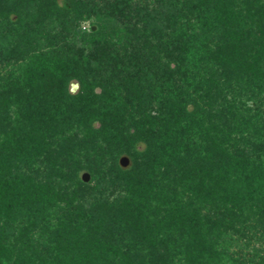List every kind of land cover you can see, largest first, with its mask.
Masks as SVG:
<instances>
[{"label":"trees","instance_id":"16d2710c","mask_svg":"<svg viewBox=\"0 0 264 264\" xmlns=\"http://www.w3.org/2000/svg\"><path fill=\"white\" fill-rule=\"evenodd\" d=\"M133 1L121 0L113 19L128 8L141 35L136 26L113 31L131 48L109 66H91L92 54L110 51L97 22L88 32L94 53H41L24 82L0 89V264H218L226 258L220 241L244 242L232 264H264L258 249L241 252L264 239V0ZM26 9L41 27L65 21L78 3L0 0L18 37L0 61L23 60L33 40L21 26ZM179 21L182 42L174 40ZM159 52L181 89L148 69L147 55ZM152 92L165 97L147 117ZM104 176L126 187L121 202H88ZM169 182H179L180 198L165 192ZM152 187L169 206L158 234Z\"/></svg>","mask_w":264,"mask_h":264},{"label":"rangeland","instance_id":"374dc122","mask_svg":"<svg viewBox=\"0 0 264 264\" xmlns=\"http://www.w3.org/2000/svg\"><path fill=\"white\" fill-rule=\"evenodd\" d=\"M121 0H108V1H102V0H77L78 3V11L73 13L71 16H69L65 21L62 20H54L52 23H44L41 27H38V25H35L34 21H31V13L32 11H27V13L22 14V21L21 24L22 29H28L33 33V40L32 42L28 43V48L25 47L24 50V58L23 60L19 58V60H16V57L14 56H8L6 60L0 61V89L6 88L9 85L17 84L18 82H24L25 76L27 73V69L29 67V64H32L37 60V55L41 53H48L51 52L58 54V57L70 55V54H76L78 49L85 50V53L92 54L94 53L93 48L95 47L93 44L91 45L90 42H88V32L91 27V24L93 23H100L102 27V34L103 38H99L102 42L101 45L106 47V50H110L108 52H104V57L97 59V55L92 54V60L91 66L98 65L100 62L101 65L105 64L109 66L111 64L110 61H114V58L111 56H114L115 54H122L128 53L130 51V46H125L124 42L121 43L117 41L118 36L121 35V32L113 33V31L118 30L120 28H124L125 25L129 27L136 26L139 29L138 35H141V29L143 28V23L140 19L136 18L135 14L132 12L127 13L128 8H125L124 17H117V22L114 21V17L117 16L118 12H116V8L121 5ZM144 0H134L131 5L140 6L143 5ZM130 8V7H129ZM80 13L85 15V19L80 17ZM127 15V16H126ZM107 16V17H106ZM133 17V18H132ZM123 25V26H122ZM185 26V25H184ZM183 24L181 21L174 23V28L178 30V32L175 34V39L178 38L179 41H183L181 37L184 36L183 34ZM126 27V26H125ZM21 28V27H20ZM112 29V30H111ZM186 33V32H185ZM127 34V33H126ZM128 35V34H127ZM135 35V36H138ZM132 35L130 38L135 37ZM129 37V35H128ZM18 40V37L14 34L13 30L11 28L9 29L6 26V21L4 16L0 15V50L1 48L7 47L9 48V45L7 44V41L11 43V45L15 44V42ZM173 40V41H174ZM163 43L167 44L166 39L161 40ZM143 42V40L141 41ZM140 42V43H141ZM9 43V44H10ZM132 45H135L134 43ZM137 46V44H136ZM113 47V48H112ZM28 49V50H27ZM31 49H34L32 51ZM67 53V54H66ZM145 53L142 52V55ZM134 57L131 59L133 63H136L137 65L144 64L146 65L147 60L145 57L144 59L139 58V56L135 57V53H133ZM149 57V58H148ZM147 58L150 62V72H152L156 78L157 82L164 81V86H171L176 85L181 89L182 87V77L177 75L174 76L173 81L171 82V79L168 75V68L167 64L171 62L170 57L167 53H161L159 52L157 57H150L147 55ZM101 59H105V62H101ZM148 62V63H149ZM171 68H173V65H170ZM162 81V82H163ZM118 82V81H117ZM117 82H114L115 84ZM74 87V88H73ZM78 83L75 80H71L69 84V89L71 93H76L78 91ZM118 89L122 90V86L117 87ZM163 88V87H162ZM120 90V91H121ZM162 90V89H161ZM98 92L99 89H96ZM164 92L155 94L152 92V102L148 105V111H146L145 116L156 115V106L159 101L163 99ZM247 105H253V102L248 101ZM11 116L14 117V113L16 109L14 107L11 108ZM145 118V117H144ZM133 129L130 130L132 132ZM106 169V168H104ZM154 174H152L153 176ZM101 181V180H100ZM155 180V183L156 184ZM115 184L109 182V178L107 176H104V179L101 181L100 185H96V192L92 194V198L89 199L88 202H91L92 200H95V202L107 200L109 203H118L123 200L124 197H126V187L122 184V181L120 179L116 180L114 182ZM179 182H177V185L171 188L172 183L169 182L167 186H165V192L168 191H175V197H181L182 196V189L179 186ZM171 188V189H170ZM155 187H152L151 192L152 196L155 195L157 192ZM161 193V192H160ZM163 193V192H162ZM161 201H162V196ZM159 200V198H158ZM157 198H154V196L149 200L151 202L150 207L148 211H155L157 209L160 210V212L157 214V216H150L151 217V228L153 229L151 232H156L158 234L159 232V226L158 222L161 221L162 217L166 218L165 210L168 209V205H161L160 201H158ZM169 200L167 201V203ZM88 206V204H87ZM148 207V206H147ZM158 229V230H155ZM230 243L231 246H230ZM233 241H220V245L224 247L223 250L226 251L225 255L226 258L223 260V256H221L222 262L218 264H232L234 259L237 257V255L240 252V248H242L244 245V242H240L237 244V246H233ZM233 246V247H232ZM253 247L258 249L260 251V255L264 256V239H259V242L250 244L249 250L241 249L242 251H245L248 253L247 255L253 251ZM221 250V251H223ZM242 255V253H241ZM247 257V256H246ZM233 260V261H231Z\"/></svg>","mask_w":264,"mask_h":264},{"label":"water","instance_id":"95a60500","mask_svg":"<svg viewBox=\"0 0 264 264\" xmlns=\"http://www.w3.org/2000/svg\"><path fill=\"white\" fill-rule=\"evenodd\" d=\"M74 88V87H73ZM119 164L121 167L125 168L128 166L129 164V160L127 157L125 156H122L120 159H119ZM82 180L84 182H87L89 180V175L87 173H83L82 176H81Z\"/></svg>","mask_w":264,"mask_h":264}]
</instances>
